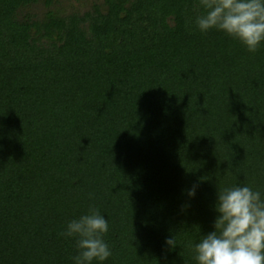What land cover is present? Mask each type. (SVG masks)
<instances>
[{
    "label": "trees",
    "instance_id": "obj_1",
    "mask_svg": "<svg viewBox=\"0 0 264 264\" xmlns=\"http://www.w3.org/2000/svg\"><path fill=\"white\" fill-rule=\"evenodd\" d=\"M61 1L0 0V264H75L60 234L91 207L92 264H197L218 191L264 200V43L201 32L199 0Z\"/></svg>",
    "mask_w": 264,
    "mask_h": 264
},
{
    "label": "clouds",
    "instance_id": "obj_2",
    "mask_svg": "<svg viewBox=\"0 0 264 264\" xmlns=\"http://www.w3.org/2000/svg\"><path fill=\"white\" fill-rule=\"evenodd\" d=\"M198 6L204 10L196 20L201 32L223 31L250 53L264 43V0H199ZM195 187L188 192L189 197L195 196ZM217 196L214 231L201 236L194 248L197 264H264L261 193L249 186H236L218 191ZM107 231V220L91 207L87 214L69 222L60 235L78 238L75 264H92L112 254L103 240ZM166 244L175 248V237L167 239Z\"/></svg>",
    "mask_w": 264,
    "mask_h": 264
},
{
    "label": "rangeland",
    "instance_id": "obj_3",
    "mask_svg": "<svg viewBox=\"0 0 264 264\" xmlns=\"http://www.w3.org/2000/svg\"><path fill=\"white\" fill-rule=\"evenodd\" d=\"M104 0H77V1H61L54 5V9L59 16L67 17L70 15L82 16L91 12L94 6L104 7ZM45 9L39 4L22 9L18 13V20H25V17H32L33 20L41 18Z\"/></svg>",
    "mask_w": 264,
    "mask_h": 264
}]
</instances>
